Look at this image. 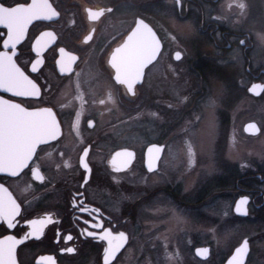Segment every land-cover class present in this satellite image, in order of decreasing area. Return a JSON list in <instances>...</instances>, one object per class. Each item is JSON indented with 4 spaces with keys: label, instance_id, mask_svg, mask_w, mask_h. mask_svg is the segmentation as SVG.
<instances>
[{
    "label": "flooded vegetation",
    "instance_id": "obj_1",
    "mask_svg": "<svg viewBox=\"0 0 264 264\" xmlns=\"http://www.w3.org/2000/svg\"><path fill=\"white\" fill-rule=\"evenodd\" d=\"M219 1L0 0L3 2L0 4V36L3 37V40L0 39V55L4 58L0 65V86L11 91L26 90L21 85L28 82V76L25 75L28 73L44 88V97L43 101L39 98L13 97L2 90L0 95L23 102L28 107L53 108L60 122L57 134L60 130L62 133L58 140L50 139L48 143L38 146L29 167L18 175L0 174V186L4 188V194L10 193L21 208L13 229H8L6 223L0 221V238L9 234L22 237L29 231V227L24 224L26 219L51 217V221L44 225L42 234L29 236L17 245V264H39L41 256L54 257L55 264H103L106 242L87 234L99 231L92 226L97 216L93 208L101 210L100 219L104 227L114 232L124 231L128 236L127 242L109 263L124 264L126 252L139 235L135 225L139 201L149 202V195L145 192L141 200L136 202L118 201L116 196L119 192L139 183L137 177L126 179L125 182L121 177L135 166H138L141 174L156 173L166 154V145L154 141L142 150L123 145L121 130L106 128L107 124L102 122L101 125L95 116H119L122 111L133 114L155 99V84L162 89L160 92L166 90L164 83L170 81L164 71L168 66L165 67L163 63L169 62L170 57L167 44L154 26V22L159 21L158 12L171 6L177 18L186 20L199 10L202 35L214 46V59L219 63L210 68L205 67V70L217 78L221 69L230 71L225 79L228 91V88H233L230 92L239 90L238 81L231 75V70L235 68V56L229 55L235 49L241 52L239 56L245 74L251 79L250 83H264V69L254 71L251 68V36L232 32L215 17L205 18L204 6H217ZM137 18L143 19L155 30L161 41V51L157 59L145 68L144 77L135 86L133 95L126 92L118 79L119 67L132 65L140 52L138 44L126 48L133 38L130 35L138 24ZM9 45L11 48H8ZM177 51L171 54L175 63L184 58V54L179 51L181 58L176 60L174 54ZM70 54L75 62L73 71L67 73L64 61ZM110 59L117 64V70L112 68ZM195 60L198 58L191 61ZM30 66L38 69V72H31ZM11 69L14 72L12 84ZM62 71L65 73L62 74ZM109 95L111 100L108 99ZM79 110L83 111V115L77 128ZM89 119L93 120L92 126L87 123ZM153 143L163 145V150L157 170L149 172L145 167L146 150ZM88 146L90 149L86 160L91 172L85 183V171L79 164V157L83 148ZM121 148L132 150L135 157L128 167L116 171L109 161L113 153ZM33 167L38 168L43 180L32 175ZM232 171L227 172L229 175L224 180L231 189L233 178L229 177L233 175ZM258 171L260 169L251 174L236 171L239 179L235 181L233 196L236 200L241 195L250 198L248 216L252 213L264 216V168L261 169L263 173ZM79 207L87 208L88 212H80ZM69 234L72 239L65 240ZM68 247H73L74 251H62Z\"/></svg>",
    "mask_w": 264,
    "mask_h": 264
},
{
    "label": "rangeland",
    "instance_id": "obj_2",
    "mask_svg": "<svg viewBox=\"0 0 264 264\" xmlns=\"http://www.w3.org/2000/svg\"><path fill=\"white\" fill-rule=\"evenodd\" d=\"M198 12L186 20L177 18L171 6L158 12L154 26L170 57L163 63L170 81L164 83L166 90L160 92L155 84L154 101L133 114L95 116L106 128L121 130L123 145L141 150L154 141L166 145L156 173L141 174L135 166L121 177L124 182L137 177L139 183L127 189L123 186L118 201L136 202L145 192L149 195V202L139 201L135 222L139 235L126 252L124 264H224L244 238L251 248L247 264H264V228L257 230L256 214H250L248 221L234 215L236 197L223 181L227 167H235L240 174L264 168V95L255 98L247 92L251 79L245 74L239 49L229 54L235 56L231 75L239 90H227L225 79L230 71L221 69L217 78L205 70L219 63L214 46L202 35ZM204 14L232 32L249 34L251 68L264 69V0H220L217 6H204ZM176 50L184 54L178 63L171 59ZM194 58L198 60L191 61ZM247 122H256L260 133L246 135ZM206 246L210 256L199 260L194 250Z\"/></svg>",
    "mask_w": 264,
    "mask_h": 264
},
{
    "label": "snow or ice",
    "instance_id": "obj_3",
    "mask_svg": "<svg viewBox=\"0 0 264 264\" xmlns=\"http://www.w3.org/2000/svg\"><path fill=\"white\" fill-rule=\"evenodd\" d=\"M179 0H177V3ZM3 2H0L2 4ZM241 9L244 8L243 4H240ZM138 27L133 30V38L128 47H135L137 44L140 46V52L135 58L132 65L124 64L119 67L120 78L118 83L122 84L129 94H135V86L141 82L144 77L145 68L152 64L157 59L158 54L161 51V41L157 37L153 28L146 23L143 19L137 18ZM3 40V37L0 36ZM243 43V41H241ZM11 48V45L8 46ZM175 58L179 60L181 53L177 51ZM15 60V57L12 58ZM4 58L0 55V64H3ZM73 56L70 54L65 58L64 64L67 73L73 71L74 64ZM112 68L117 70V64L110 59ZM31 72H38V69L30 66ZM65 73L64 71L61 72ZM28 82L21 85V88L26 90L11 91L8 88L0 86V90L5 93L11 94L13 97L21 98H39L43 101L44 88L41 87L37 81L33 80L28 73ZM257 87L253 86V89ZM260 87H264L261 85ZM112 99L111 95L108 97ZM7 101V105H5ZM103 103V101H102ZM214 101H210L213 104ZM83 115V111L77 112V128L79 127V119ZM89 126L93 125V120L87 121ZM60 122L57 118L56 112L49 106L45 107H28L23 102H17L15 99H7L5 96L0 95V173H9L13 176L21 173L25 168L29 167V163L33 161V157L37 153L38 146L46 144L50 140L44 138L50 136L52 140H58L62 135L61 130L57 134ZM35 145V146H33ZM163 145L150 144L148 152L147 167L149 170L153 168V162L158 160L162 151ZM90 146L84 147L82 155L79 157V164L85 171V183L89 178L91 172L90 165L86 160L89 154ZM193 152L191 147L189 148V164L193 161ZM135 153L128 148H121L115 151L111 157L109 163L115 168L116 171L122 170L129 166L134 159ZM32 175L38 180H43V177L39 175V170L36 167L32 168ZM5 190L0 186V221L6 223L8 229L16 227L14 223L16 217L20 215V205L12 197L10 193L4 194ZM249 197L247 195H241L235 201V212L237 214H247V204ZM80 212H88L87 208L79 207ZM97 216L92 222V226L99 229L98 232H88L89 236L94 239H98L106 242V246L103 249V264H109L111 258L124 246L128 240V236L124 231H113L109 227H104L103 221L100 219L101 210L99 208H93ZM51 221V217L37 219H26L24 224L29 227V231L22 237L15 235H5L0 238V264H17L16 249L17 245L21 244L29 236L36 237L42 234L43 227L46 223ZM71 234L65 237V240H71ZM72 253L73 247L62 249ZM248 251V243L245 240L235 249V253L227 264H244V257ZM198 255L207 252V249H196ZM39 264H55L54 257L41 256L39 258Z\"/></svg>",
    "mask_w": 264,
    "mask_h": 264
},
{
    "label": "water",
    "instance_id": "obj_4",
    "mask_svg": "<svg viewBox=\"0 0 264 264\" xmlns=\"http://www.w3.org/2000/svg\"><path fill=\"white\" fill-rule=\"evenodd\" d=\"M136 27H138V24L135 26V28ZM134 28V29H135ZM133 29V30H134ZM154 30V29H153ZM155 31V30H154ZM130 36H132L133 37V31L131 32V35ZM158 37V36H157ZM174 58H175V54H174ZM176 59V58H175ZM177 60V59H176ZM1 65V64H0ZM2 68H4V66L2 67ZM264 72V71H263ZM0 73H2V72H0ZM6 73V72H5ZM13 69H11V84L13 83V80H14V78H13ZM254 85H256L257 87H255L254 89H253V86ZM261 85H264V83H261V82H253V83H251L250 84V86L248 87V89H247V91H248V93L251 95V96H253V97H255V98H257V97H260L263 93H264V87H260ZM5 105H7V104H5ZM243 131H244V133L246 134V135H249V136H256V135H258L259 133H260V128H259V126H258V124L256 123V122H247L245 125H244V127H243ZM44 138H46V139H52L50 136H45ZM33 146H35V145H33ZM148 149V148H147ZM162 150H163V148H162ZM161 155H162V151H161V153H160V157H159V159L158 160H156V161H154L153 162V168L151 169V170H149L148 169V167H147V163H148V152H147V150H146V160H145V167H146V169L149 171V172H153V171H156L157 170V168H158V163H159V161H160V158H161ZM123 169H125V168H123ZM0 174H5V175H10V176H13V175H11V174H9V173H0ZM259 178H260V176H258ZM249 202H250V198H249ZM249 202H248V204H249ZM248 204H247V214L246 215H241V214H237L236 212H235V205H234V214L236 215V216H238V217H241V218H246L247 216H248ZM245 240H247V243H248V251H247V253L245 254V257H244V264H246V262H247V259H248V256H249V252H250V246H249V241H248V239L247 238H245V239H243L242 240V242L241 243H243ZM240 243V244H241ZM240 244L237 246V247H239L240 246ZM236 247V248H237ZM198 248H200V249H207V252H204V253H202V254H200V255H198L197 254V252H196V249H198ZM198 248H196L195 250H194V254H195V256L198 258V259H200V260H202V261H205V260H207L208 258H209V256H210V248L209 247H198ZM235 248V249H236ZM235 249L233 250V252H232V254L226 259V261L224 262V264H227V261H228V259H230L231 257H232V255L235 253ZM120 251V250H119ZM118 251V252H119ZM117 252V253H118ZM116 253V254H117ZM115 254V255H116ZM115 257V256H114ZM113 257V258H114ZM113 258H111V260L113 259ZM110 260V261H111ZM110 263V262H109Z\"/></svg>",
    "mask_w": 264,
    "mask_h": 264
},
{
    "label": "trees",
    "instance_id": "obj_5",
    "mask_svg": "<svg viewBox=\"0 0 264 264\" xmlns=\"http://www.w3.org/2000/svg\"><path fill=\"white\" fill-rule=\"evenodd\" d=\"M236 101V100H235ZM228 168V171H232V173H233V175H231L229 178L231 179V177L233 178L232 180V182H230L231 184H230V186L234 189V186H235V181L236 180H238L239 179V175L238 174H236V170H235V167H227ZM259 173L260 172H262L263 173V171H258ZM247 174H251V173H247ZM229 175V174H228ZM263 180H264V178H263ZM224 181V180H223ZM223 183V182H222ZM256 215H257V217H256V223H255V226H256V228H257V230H261V229H263L264 228V216H262V215H259L258 213H255ZM250 219V217H248V218H246V219H240V220H242V221H244V220H246V221H248Z\"/></svg>",
    "mask_w": 264,
    "mask_h": 264
}]
</instances>
